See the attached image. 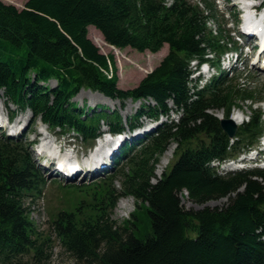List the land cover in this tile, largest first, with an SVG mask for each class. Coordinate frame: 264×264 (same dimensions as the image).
Here are the masks:
<instances>
[{
  "label": "trees",
  "instance_id": "obj_1",
  "mask_svg": "<svg viewBox=\"0 0 264 264\" xmlns=\"http://www.w3.org/2000/svg\"><path fill=\"white\" fill-rule=\"evenodd\" d=\"M168 1L27 0L21 9L0 2V89L18 109L28 107L35 118L76 130L86 141L95 137L100 121L112 132L123 126L117 111L84 113L71 101L81 89L120 101L152 99L155 105L138 111L150 118L167 113L170 101L184 113L138 150L124 147L123 155L134 154L115 175L98 184L64 187L83 198L57 212L52 227L77 261L264 264V170L221 177L207 165L230 155L227 136L207 111L228 114L254 93L237 88L235 79L219 78L195 98L190 94L188 60H205L207 51L219 54L225 46L207 26L213 16L206 0H200L205 10L187 0ZM90 26L115 48L156 53L168 44L169 53L135 88L122 90L113 56L101 54L88 38ZM50 80L57 82L55 88L42 85ZM251 118L239 129L242 142H252L261 131L258 114ZM170 142L178 145L173 163L157 180L155 164ZM28 153L22 143L0 135V264L42 254L48 242L40 241L25 205L46 184ZM184 194L195 205L222 198L227 203L186 209ZM121 197L133 198L136 207L131 219L117 224L111 213Z\"/></svg>",
  "mask_w": 264,
  "mask_h": 264
},
{
  "label": "rangeland",
  "instance_id": "obj_2",
  "mask_svg": "<svg viewBox=\"0 0 264 264\" xmlns=\"http://www.w3.org/2000/svg\"><path fill=\"white\" fill-rule=\"evenodd\" d=\"M26 1L27 0H0V2L7 5H13L18 9L23 8L25 6ZM194 1L195 0H193V2ZM216 4L220 13L221 12L227 13L224 20L229 21L232 17L231 15L228 14H230L231 11L234 10L236 11V8L233 7L231 2L222 4L219 3L218 0H216ZM229 26L230 24L227 27L229 28ZM88 38L99 49L101 54L114 57L115 68L118 76V87L123 90L132 89L135 86H137V84L160 63V61L168 52L167 46H164L160 52L155 54L150 53L148 51L144 53H139L131 48H124V49H117L115 47L113 48L109 46L106 42H104L103 37L94 27L88 28ZM225 58L226 57H224V59ZM256 66L259 67L258 64ZM225 67H227V63ZM235 72L239 75L238 83L240 88H246V89L252 88L255 91L260 92L259 95L262 97L263 102L257 103L255 107H258L263 112V119H264V71L258 70L256 67L252 65V61H250L249 63L246 62L237 65V71ZM107 74L109 75L111 73L109 72ZM216 74L217 73H214V75ZM231 75L232 73L230 74V76ZM46 85L49 87H53L55 85V82L53 80H50L45 84V86ZM72 101L76 103L78 107L85 108V110L88 108L90 109V111L100 106H104L105 108H108L110 111L118 110L124 121L126 119L128 120V118H130L131 116L135 115L136 111L139 110V108H141L143 103H145L144 101L142 102L132 101L130 99L124 102L119 100H111L105 98L99 93L92 92L89 90H81L73 98ZM247 103L243 104L240 109L244 112L245 116L249 115V109L247 107ZM9 109L16 110L14 109V107H9L8 105H5L4 98L0 93V115L6 116L8 114L9 116L8 113ZM21 115H23V113L15 112L14 118L17 119ZM20 118L25 119L24 117H20ZM30 122H31V118L27 116V120L24 122L25 126L23 127L28 129L29 134L26 135L24 139H22L23 142H27V143L31 142L35 138V136L38 133V130L40 129V126L37 122L34 124ZM134 122L137 123L140 127L138 130H136V133L141 132V134H144L150 131L153 126L152 122L145 118L134 120ZM106 129L107 128L105 126L102 127L101 129L102 133L105 132ZM44 130L46 131L47 129ZM50 132L52 138L55 141H57L58 145L63 146L66 143L71 142L72 148L68 149V153L74 154L77 152V155L79 156L78 161L79 162L82 161L84 163L85 154H82L83 144L80 140L72 141L71 138L72 136L70 134L57 133L56 131H52V130H50ZM103 140H107L110 145L109 139L106 138V139H102V141ZM164 153L159 158V161L156 164L155 173L158 164L160 163L162 157L165 155ZM34 156L36 162L39 164V162L37 161V154H35V152H34ZM166 166L163 168V170H161L160 173H156V175H160L164 171ZM43 170L45 171V169ZM44 173L49 183L44 187L43 193L39 194L38 197L35 198L28 197L25 201V205L26 207L29 208L30 217L34 222L35 226L37 227L38 232L40 233L39 234L41 236L40 241L42 240V238L43 239L48 238V242H45L43 246L44 248L42 254L36 256L33 253H30L28 255L21 257L18 261H16L13 264H84L82 262L77 261L64 249L59 239L56 237V234L52 227L53 225L52 221L54 219L55 214L58 211H60L61 209H65V207L69 203L74 202L77 199L83 197L77 195V193L73 192L72 190L58 188V185L60 184L58 182H55V180L57 179L51 176L48 171H45ZM97 179L93 178V181ZM84 181L86 180L80 181L83 183H79V181H75V182L80 185L87 184V182ZM62 184H65V182H63ZM71 184L68 183L66 185H71ZM116 188L117 189L120 188L119 180L118 182H116ZM87 199L89 198L87 197ZM181 201L186 209H200L203 206H207L211 208L221 207L227 203V199L222 198L219 200L209 201L208 203H205L203 205H195L187 200L185 194ZM135 207H136V202L133 198L121 197L116 203L115 209L111 213V219L116 221L117 224H121L122 221L131 219V214L135 212ZM141 214H144L143 211L140 212V215Z\"/></svg>",
  "mask_w": 264,
  "mask_h": 264
},
{
  "label": "bare ground",
  "instance_id": "obj_3",
  "mask_svg": "<svg viewBox=\"0 0 264 264\" xmlns=\"http://www.w3.org/2000/svg\"><path fill=\"white\" fill-rule=\"evenodd\" d=\"M260 27L264 30V22H262L260 24ZM263 35H264V32H263ZM233 119L235 120V122L237 124L241 123V121H243L242 114L239 113V112H237V111H235L233 113ZM22 120H23V118H19V119H17L15 121V123H20ZM42 132H45V130H42ZM262 140H263V143H264V136H263V139ZM106 146L107 147L110 146L107 140H103L102 142H99L97 144V148H96L95 152L92 153L90 155V157L91 158H95L96 156L102 155V152L106 149ZM42 147L47 152H49L50 154H53L54 153L53 152V149H52L53 148V141H51L50 137H48V136L44 137V143H43ZM173 152H174V146L171 145V146L168 147V149L164 153L165 155L162 157L160 163L158 164L156 173H160L161 170H163V168L170 162V159L172 158ZM90 157L88 159H90ZM69 159H70V157H69Z\"/></svg>",
  "mask_w": 264,
  "mask_h": 264
},
{
  "label": "water",
  "instance_id": "obj_4",
  "mask_svg": "<svg viewBox=\"0 0 264 264\" xmlns=\"http://www.w3.org/2000/svg\"><path fill=\"white\" fill-rule=\"evenodd\" d=\"M222 128L227 132L229 136H233L235 133V127L229 121H225L222 123Z\"/></svg>",
  "mask_w": 264,
  "mask_h": 264
}]
</instances>
